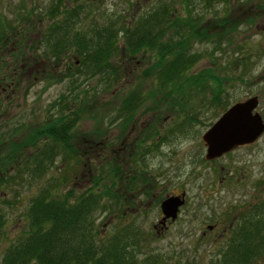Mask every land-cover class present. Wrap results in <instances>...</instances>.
Masks as SVG:
<instances>
[{
	"label": "rangeland",
	"instance_id": "rangeland-1",
	"mask_svg": "<svg viewBox=\"0 0 264 264\" xmlns=\"http://www.w3.org/2000/svg\"><path fill=\"white\" fill-rule=\"evenodd\" d=\"M51 1L0 0L1 22L8 20L18 29L17 20L23 16L25 56H34L36 63L24 78L22 108L14 102L3 118L10 120L11 126L20 122L24 126L18 127L21 131H16L11 142L5 140L9 136L3 145L0 139V162L7 161L8 149L24 148L23 158L41 145L44 135L31 132L36 127L39 130L47 117L59 116L60 100L65 102L62 96L72 106V115L78 117L72 129L74 146L72 151L57 147L52 162L37 178L25 171L32 168V162L20 163L21 159L17 160L19 169L9 168L2 175L0 256L27 234V207L38 189L50 186L56 196L67 191L77 196L88 188L104 191L111 179L108 171L116 168L119 177L112 195L102 194L99 209L93 214L100 236L128 225L143 239L144 255L157 257L159 264H213L230 237L228 226L244 186L256 181L251 176L261 164L258 156L264 141L206 161L200 136L230 104L250 96L258 97L256 111L264 118V0H186L185 7L178 0H163L171 3L184 21L191 20V27H186L187 45L179 42V52L186 48L188 53L183 54L186 65L174 83L168 84L159 67H166L171 56L156 63L154 52L145 50L129 59L121 52L120 37L112 58L120 69L118 80L107 82L96 75L90 78L82 67V73L71 78V60L78 63L71 52L63 55L57 66L49 65L52 60L42 54V37L51 22L45 14ZM158 1L99 0L79 27L89 26L103 11L128 18L135 9ZM194 15L198 18L193 19ZM42 59L47 66L40 63ZM33 64H26V68ZM42 68L43 75L35 73ZM131 90H137L143 100L131 117L123 114L118 118L119 104ZM170 94V100L177 103L166 101ZM55 102L56 112L50 110ZM125 117L129 122L118 126ZM94 177L101 179L96 189L92 187ZM182 193L183 204L176 217L162 225L161 201L168 196L181 198Z\"/></svg>",
	"mask_w": 264,
	"mask_h": 264
},
{
	"label": "trees",
	"instance_id": "trees-1",
	"mask_svg": "<svg viewBox=\"0 0 264 264\" xmlns=\"http://www.w3.org/2000/svg\"><path fill=\"white\" fill-rule=\"evenodd\" d=\"M98 1L71 0V6H68L66 0H52L45 11L51 22L43 32L45 47L42 49L43 56L58 61L63 55L67 56L71 52L78 61L75 64L76 61L71 60L75 71L69 72L71 78L82 73V67L88 71V77L101 76L103 80L112 82L119 79L120 69L112 62V58L118 50L117 39L120 37L122 38L121 52L125 57L136 56L146 50L154 52L157 63L163 61L162 58L165 56H171V59H167L166 67L163 65L159 67L161 68L159 73L160 76L163 73L165 78L168 77L165 79L166 84L174 83L175 76L186 65L183 59L188 53L186 48L183 52H179V42L182 40V43L187 45L186 27H191V20L184 21L183 16L178 15L171 3L159 0L144 9H135L128 18L120 13L114 15V11L112 13L103 11L101 16L92 21L89 26L79 27L84 17L93 9L94 3ZM178 2L183 7L187 4L186 0H178ZM192 18L198 17L194 15ZM74 86L76 84L72 88ZM175 90L179 91L180 88L177 86ZM173 92L175 91H171ZM171 96L170 94L166 101L168 100L170 105L174 104L173 102L177 103L176 100H170ZM63 98L65 96L61 99ZM142 100L137 90L127 92L119 104L118 117L123 114H130L129 117H131V113L138 109ZM76 120L78 117L74 113L72 124ZM127 122H129L128 117H125L118 126L123 127ZM55 127L56 124L45 122L39 130L37 128L31 133L34 136L43 134L52 138L56 148L61 146L63 151L68 150L65 143V123L63 122L60 128ZM19 129L15 128L13 135L17 134L16 131ZM22 150L24 148L17 151L8 149L7 161L0 162V184L6 170L13 167L20 168L18 159H21L20 163L24 162V164L32 162V168L26 167L25 171L28 170L27 173L33 177H39L46 164L52 162L57 149L40 146L21 158ZM69 151L72 150L69 148ZM108 172L111 173L109 176L111 179L109 185H105L104 191L96 192L88 188L77 196L72 195L70 191L62 196H56L51 193L50 186L38 189L27 207V234L4 250L1 263L159 264L160 260L157 257L144 255L142 244H140L143 239L128 225L116 228L106 236H100L97 232L93 223V214L99 209L101 195H112V188L119 177V169L112 168ZM105 178L107 175L103 179ZM100 181V177H94L92 187L96 189ZM124 187L129 189L127 183ZM3 225L4 215L0 211V232ZM249 233L245 229V232L242 231L233 242L226 243L219 249L215 257L216 261L212 263L264 264V244L250 243L246 238Z\"/></svg>",
	"mask_w": 264,
	"mask_h": 264
},
{
	"label": "flooded vegetation",
	"instance_id": "flooded-vegetation-1",
	"mask_svg": "<svg viewBox=\"0 0 264 264\" xmlns=\"http://www.w3.org/2000/svg\"><path fill=\"white\" fill-rule=\"evenodd\" d=\"M66 4L68 6H71V0H66ZM19 17L21 19L17 20V22L20 23V24L17 23V25H19L18 29H16V27L15 28L11 27V23L8 20L3 22L0 21V139L2 140V145L6 142V141L4 142V138L6 136H9L8 138L5 139L7 141H11L13 139L12 136H15L13 135L15 128H18L19 126L20 128L21 127L23 128L24 126V123L22 122H20V124L11 126L9 123L10 120L7 119L4 120L3 118L6 117L9 107H11V105L14 102L17 101L16 105L18 106V109L22 108L23 98H24V88H25L24 78L26 73L29 74L28 69L31 68L30 70H32L33 66L36 65V63H34V58H35L34 56L31 58H26L25 56L24 43L26 38V32H25V26L23 25L24 23L23 16L19 15ZM134 57L136 56L133 55L129 59H133ZM50 59L52 61L49 62V65L51 64L52 66H57L56 64L62 62L63 60V58H60L58 61L54 60L53 58ZM42 60L43 61H41L40 63L43 62V64L45 63V65L47 66L48 62L46 63L44 59ZM136 62L137 60H135V63ZM26 64L29 65L33 64V65L26 68ZM43 72H44V68L40 70V73L39 70L37 69L35 70V73L39 74L40 76L43 75ZM34 79H36V77H34L33 80ZM56 102L55 104H51L52 107L50 109L55 112L57 111ZM63 103L64 102L60 100V103L58 105L59 116L57 117L56 114H54L55 116L53 118L48 119L47 117L46 120H44V123L50 122L51 124H56L55 128H60L62 127V123L64 122L66 126L65 143L67 147L72 150L71 147L74 146L72 142L73 140L72 129L74 128L75 123L78 120H76V122L72 124V109H71L72 106L71 105L68 106L66 96H65V103L64 104ZM258 105H259V99H258ZM50 110L49 112H51ZM21 112L22 111L20 110L19 114H21ZM262 119L264 122V118ZM260 139L264 141V129L263 132L259 135V137H257V139L254 142L252 141V143H248L240 146L253 145L256 143V141L259 142ZM43 140L44 141H42L41 145H39L38 147L46 146V147H54L56 149L52 138L44 136ZM240 146H236L235 148ZM232 149L234 150V148ZM258 157H259L258 158L259 161H261V164L259 165L257 174L251 176L252 178L255 177L256 181L252 184L249 183L246 186H244L241 195V201L236 202L238 204L236 210H239L240 212L237 213L236 210H234L233 212L234 215L228 226L229 227L228 232L230 236L229 239L226 241L228 244L233 242L235 239H237V237L240 236V233L242 231L245 232V229H247L250 232L249 234L246 235V238L250 241V243L253 244L258 243L260 245L264 244V147L260 148ZM215 159L216 158H214V160ZM249 186L253 190L251 194H250ZM207 229L208 231H211V227ZM2 257L3 254L0 256V264H2L1 263Z\"/></svg>",
	"mask_w": 264,
	"mask_h": 264
},
{
	"label": "water",
	"instance_id": "water-1",
	"mask_svg": "<svg viewBox=\"0 0 264 264\" xmlns=\"http://www.w3.org/2000/svg\"><path fill=\"white\" fill-rule=\"evenodd\" d=\"M257 96H250L243 101L231 104L201 134L200 140L205 148L204 159L211 160L229 152L236 146L252 143L263 132L264 122L256 111ZM181 198L168 196L159 205L160 223L176 217L178 207L183 204Z\"/></svg>",
	"mask_w": 264,
	"mask_h": 264
}]
</instances>
